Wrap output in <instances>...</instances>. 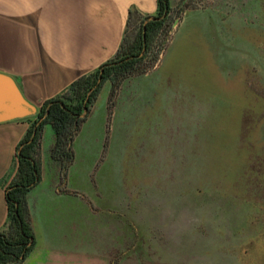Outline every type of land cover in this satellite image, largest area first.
Returning <instances> with one entry per match:
<instances>
[{"label":"rangeland","instance_id":"374dc122","mask_svg":"<svg viewBox=\"0 0 264 264\" xmlns=\"http://www.w3.org/2000/svg\"><path fill=\"white\" fill-rule=\"evenodd\" d=\"M171 6L145 58L163 48L152 68L128 77L120 99L118 92L98 165L107 89L73 143L70 184L77 206L97 220L93 242L101 243L92 264H264V72L251 53L261 50L264 67V0L217 6L221 35L235 19L236 43L221 41L219 68L197 77L180 68L178 47L185 11L200 4ZM134 14L129 40L145 18ZM244 15L250 33L238 27Z\"/></svg>","mask_w":264,"mask_h":264},{"label":"crops","instance_id":"0c3cea01","mask_svg":"<svg viewBox=\"0 0 264 264\" xmlns=\"http://www.w3.org/2000/svg\"><path fill=\"white\" fill-rule=\"evenodd\" d=\"M196 2L200 8L187 9L183 15L178 47L180 68L195 77L202 75L201 70L206 66L219 68L220 42H227L228 49L233 48L237 30L235 19L230 18L225 21V34L221 35L217 7L235 4L236 0ZM169 3L172 7L177 0ZM131 11L143 16L155 15L157 0H0V73L12 78L23 99L35 107L30 115L0 121V230L5 228L7 219L4 187L16 171V146L40 104L60 94L77 77L96 70L114 57ZM249 19L242 16L238 26L248 33ZM172 51L175 50L169 49L162 58L161 66L172 59ZM244 51L245 55L250 52L248 46ZM258 51L261 50L257 48L251 53L262 73L264 67L261 57L257 59L261 54ZM213 73L218 76L214 70ZM127 81L128 78L120 85L119 99ZM187 82H182L181 98L186 94L183 91H187ZM109 88L107 80L102 89L109 91ZM119 99L113 117L119 114ZM92 109L81 128L91 126ZM105 124L106 102L100 147L105 138ZM54 141L52 126L45 124L41 138V180L26 195L35 244L20 264H92L93 250L101 247V243L93 242L92 228L95 227L91 223L97 220H93L82 202L77 206L75 195L60 189V165L50 156ZM74 162L69 167L64 189L75 190L70 184Z\"/></svg>","mask_w":264,"mask_h":264},{"label":"trees","instance_id":"16d2710c","mask_svg":"<svg viewBox=\"0 0 264 264\" xmlns=\"http://www.w3.org/2000/svg\"><path fill=\"white\" fill-rule=\"evenodd\" d=\"M169 0H157L155 15L145 16L140 32L133 40L128 38V27L132 24L135 11L129 12L123 40L114 57L101 64L96 70L73 80L60 94L44 100L35 118L19 140L16 150V171L11 181L4 187L7 204L5 228L0 230V264H20L35 244L31 226L27 192L41 180V138L45 124H50L55 132V141L50 156L60 165V189L75 195V190L64 189L69 167L75 159L73 142L82 124L86 121L92 105L105 81H110L106 99L105 138L100 162L107 144L115 99L121 83L128 77L149 71L163 48L154 50L146 60L156 35L164 30L171 11ZM182 12L178 7L177 13Z\"/></svg>","mask_w":264,"mask_h":264},{"label":"water","instance_id":"95a60500","mask_svg":"<svg viewBox=\"0 0 264 264\" xmlns=\"http://www.w3.org/2000/svg\"><path fill=\"white\" fill-rule=\"evenodd\" d=\"M35 112V107L27 103L15 82L0 73V121L19 118Z\"/></svg>","mask_w":264,"mask_h":264}]
</instances>
